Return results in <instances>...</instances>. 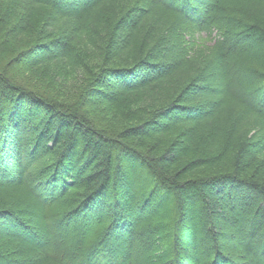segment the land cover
Segmentation results:
<instances>
[{"label":"trees","instance_id":"16d2710c","mask_svg":"<svg viewBox=\"0 0 264 264\" xmlns=\"http://www.w3.org/2000/svg\"><path fill=\"white\" fill-rule=\"evenodd\" d=\"M110 1L0 0V264H264V0Z\"/></svg>","mask_w":264,"mask_h":264},{"label":"rangeland","instance_id":"374dc122","mask_svg":"<svg viewBox=\"0 0 264 264\" xmlns=\"http://www.w3.org/2000/svg\"><path fill=\"white\" fill-rule=\"evenodd\" d=\"M125 0H112V1H110V2H108V3H106L105 4V7H102V9L100 10V13L101 14H103V15H105V14H109L111 11H112V9H113V7H115V6H117V4H119V3H122V2H124ZM112 2V3H111ZM111 3V4H110ZM8 4H10V5H14V6H16L18 9H28V11H29V14H30V12H31V14L30 15H34V18L35 19H38L39 17H41L38 21L39 22H41V21H43V23L44 24H49L51 21H52V15L50 14V12L49 11H47L46 9H44L43 7H41V6H36V7H30L27 3H21V2H15V1H12V2H10V3H8ZM2 5L0 4V7H1ZM50 20H49V19ZM47 21V22H46ZM101 21H103V20H101ZM48 25H46L45 27H47ZM60 27H63L62 28V30H59L58 31V33L57 34H60V35H62V32L63 31H65V32H68L69 31V28L67 27V25H66V22L64 21V22H62L61 23V25H60ZM145 27V26H144ZM140 28H142L141 30H139V32H138V34L139 35H145V37L146 38H148V34H150L149 33V31H148V29H146V28H143V27H140ZM205 39V38H204ZM98 43V41L96 40L95 41V43H87V44H85V48L83 49V47L81 48V52H79V54H84V58L85 59H87L88 57H89V59H92V60H94V62H97V63H102L101 62V60L103 59V55L99 52V45H96ZM202 45L201 46H203V47H205V46H209L210 45V43L208 42V40H204L203 41V43H201ZM83 49V50H82ZM41 53H42V51H41ZM99 55H101V56H99ZM196 59V58H195ZM193 63H197V61L196 60H194V62ZM54 64H58L59 66H61V67H56L55 68V71L57 72V70H58V74L56 75L57 77H59V74L62 76V77H64V78H66L67 80H71L72 79V81L73 80H75V78H82L83 76H84V78H88L91 74H89L88 72H86V71H83V72H81V69H78V68H75L74 70H72V69H70L69 68V64L71 65L72 63H69V64H66V63H63L61 60H59L58 62H54V63H46V64H42V65H40V66H38L37 68H34L35 69V71L37 72H39V70H41V69H45L46 67H48V66H51V65H54ZM66 64V65H65ZM88 63H86V65H87ZM189 71L191 72V71H193V70H195L196 69V67H195V65H190L189 66ZM80 70V71H79ZM44 71V70H43ZM46 71V70H45ZM67 71H70V72H73V73H70V72H67ZM45 73V72H44ZM66 73V74H65ZM83 74V75H82ZM47 75H49V73L47 74ZM187 75H182V76H180L179 77V79H183V78H185ZM177 80H175L174 82H164V83H160V84H157L156 86H153V87H151L150 89H148L147 91H146V93H144V94H142V96L140 97V101L138 102V104L140 105V104H144V105H149V109H155L156 107H158V106H163V105H165V103L167 102V100H168V96L169 97H172V96H175V93H171V91L174 89V85L176 84L175 82H176ZM68 90H71L69 87L67 88ZM108 90H102V92H107ZM62 92H64V90H62ZM71 92H72V90H71ZM105 99V98H104ZM147 102V103H146ZM25 104V102H22L21 101V103L20 104H18V107H20V106H22V105H24ZM26 105V104H25ZM136 105H131V106H128L127 108H132L133 109V107H135ZM31 108H28L27 106H25V107H23V108H21V111H29V112H32L33 110H30ZM34 112L35 111H33V113L32 114H34ZM39 113V112H38ZM37 113V114H38ZM111 115V114H110ZM112 116V115H111ZM113 118H115L116 119V121H117V117H118V115L117 116H112ZM111 121H112V119H111ZM114 121V120H113ZM115 122V121H114ZM190 127H191V125H190ZM186 128H182V129H179V128H176V129H174V132H172V135H165V139H176V137H177V135H179V133H180V131L179 130H185ZM198 129H200L199 127H198ZM13 172L15 171L14 170V168L13 169H11ZM12 172V173H13ZM163 202V201H162ZM166 204V201H164L163 203H162V205L161 206H163V205H165ZM58 233H54L53 231H51V229H48V230H46V232H45V234L44 235H46L45 236V238H46V240H48V242H51L52 240H53V237L54 238H56ZM71 239L72 240H74L75 239V237L74 236H71ZM54 243L55 244H57L59 247H60V244H63L62 243V240H61V238H59V236H58V238L54 241ZM72 244V245H71ZM69 243V244H67L68 246H72V247H74V244H73V242L72 243Z\"/></svg>","mask_w":264,"mask_h":264}]
</instances>
